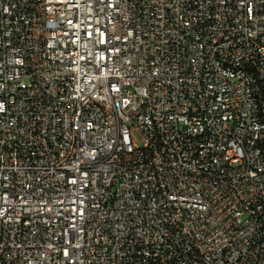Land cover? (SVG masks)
Listing matches in <instances>:
<instances>
[{
    "label": "built area",
    "instance_id": "2783aa9c",
    "mask_svg": "<svg viewBox=\"0 0 264 264\" xmlns=\"http://www.w3.org/2000/svg\"><path fill=\"white\" fill-rule=\"evenodd\" d=\"M0 264H264V0H0Z\"/></svg>",
    "mask_w": 264,
    "mask_h": 264
},
{
    "label": "rangeland",
    "instance_id": "374dc122",
    "mask_svg": "<svg viewBox=\"0 0 264 264\" xmlns=\"http://www.w3.org/2000/svg\"><path fill=\"white\" fill-rule=\"evenodd\" d=\"M135 137L137 138V140H138V143H140V144H141V139H140V137H139L138 135H135Z\"/></svg>",
    "mask_w": 264,
    "mask_h": 264
}]
</instances>
